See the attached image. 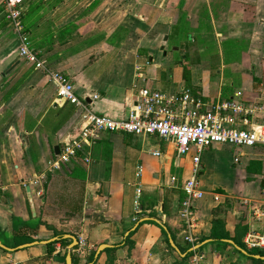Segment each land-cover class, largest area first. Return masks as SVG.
Masks as SVG:
<instances>
[{"label": "crops", "instance_id": "0c3cea01", "mask_svg": "<svg viewBox=\"0 0 264 264\" xmlns=\"http://www.w3.org/2000/svg\"><path fill=\"white\" fill-rule=\"evenodd\" d=\"M22 23L30 47L69 75L96 113L126 115L142 81L164 92L188 87L207 103L238 100L253 109V120L264 117L258 109L264 107V0H23ZM18 43L0 0V242L14 248L0 247V264H67L68 252L70 264H194L178 215L185 195L169 177H190L195 157L198 177L205 166L211 172L200 154L214 146L240 169L234 185L211 180L194 202V247L203 255L197 264H264L239 252L232 239H203L217 216L241 242L249 231L264 233V144H214L199 153L191 147L186 166L187 154L177 156L170 142L105 131L87 147L89 163L79 158L54 168L64 144L78 136L84 111L55 101L54 83L17 55ZM54 230L81 244L69 251L70 238L40 243Z\"/></svg>", "mask_w": 264, "mask_h": 264}, {"label": "built area", "instance_id": "2783aa9c", "mask_svg": "<svg viewBox=\"0 0 264 264\" xmlns=\"http://www.w3.org/2000/svg\"><path fill=\"white\" fill-rule=\"evenodd\" d=\"M2 2L8 25L19 40L17 55L35 69H41L47 74L55 85V101H68L84 111L78 136L64 144L59 159L51 162L54 168H59V162L75 161L79 158L89 163L90 153L87 147H90L93 140L105 131L160 138L174 145L177 156L187 154L191 147H196L199 153L204 147L214 144H228L239 148L264 144V117L260 121L253 120V109L243 108L238 100L207 103L188 87L176 92L140 87L129 112L120 118H112L90 110L75 93L69 76L53 69L30 47L22 23L23 0H2ZM96 97L95 95L94 98ZM152 154L159 155V152H152ZM234 160L238 161V157ZM140 170L139 166L137 176ZM169 182L170 186L179 187L185 195L178 215L182 220L183 238L191 244L192 261L197 264L203 255L196 252L194 247L197 240L192 234L195 226L193 209L194 202L205 194L198 180V157L194 158L190 177L179 181L177 176L171 175ZM140 191L141 188L138 186L134 200L136 214L142 209L139 202ZM217 196V194L213 195L215 200ZM259 210L260 208H254L255 214ZM260 213H263L262 210ZM243 242L248 249L264 250V233L249 231L244 235ZM77 244H81V241L77 240ZM10 264L24 263L12 260Z\"/></svg>", "mask_w": 264, "mask_h": 264}, {"label": "rangeland", "instance_id": "374dc122", "mask_svg": "<svg viewBox=\"0 0 264 264\" xmlns=\"http://www.w3.org/2000/svg\"><path fill=\"white\" fill-rule=\"evenodd\" d=\"M9 28H10V26H9ZM173 43H174L173 38L171 36L169 44L172 46ZM232 43L233 42H229L228 45H229V47H231L234 44L233 45L234 50H239V49L244 48V43H238V44H236V43L232 44ZM170 45L166 46L165 49L167 51H170V49H171ZM222 46L225 47L224 44H222ZM238 53H239V51H238ZM140 86L141 87H150L149 85H147L146 83H143L142 81H139L137 88ZM49 87H50V85H49ZM137 88L135 90H137ZM192 149L194 150L195 148H192ZM193 153L194 152L192 151V152H189L188 154L191 155ZM188 154L184 160L186 166L189 164V157L190 156ZM229 156L230 155H229L228 151H224V150H220V149L218 150V148H216L215 146L212 148H208V149L203 150V152L200 154L201 161L206 165L211 164L212 174H211L209 168L207 166H205L203 174L199 175V177H198L201 188H203L205 190H210L211 184H209V183H211V180L212 181L215 180L216 182H220V181H225L224 179H226V180L229 179V183L233 184V181L238 179V176L234 177V174L236 172L235 170L240 169L238 167L239 164L235 163V165H232L230 163ZM231 157H232V155H231ZM175 158L178 159L177 157H175ZM252 188L255 189V187H252Z\"/></svg>", "mask_w": 264, "mask_h": 264}, {"label": "trees", "instance_id": "16d2710c", "mask_svg": "<svg viewBox=\"0 0 264 264\" xmlns=\"http://www.w3.org/2000/svg\"><path fill=\"white\" fill-rule=\"evenodd\" d=\"M183 78L184 80L188 83L189 82V71L184 68L183 69ZM134 232V230H131L130 234H132ZM54 234L57 237L54 241L46 243V246H50L53 243L56 242H66L68 241V238H64L63 235L65 234V232H61V231H57L54 230ZM210 238L211 241H218L221 242L223 244H230L228 243L225 239H232L233 240V245L236 246L237 249H239V252L241 251L242 253H244L241 249H244L247 253H244L248 258H251L254 261H263V259L261 257L255 258L253 256V254H257L260 256H264V250H260V249H248L246 248V246L244 245V242H241L240 240L236 239L235 237H230L228 232L225 230L224 228V223L222 222L220 217H216L213 219V223H212V227H211V231L210 234L208 235V237H205L203 239H208ZM74 248H76V245L74 246ZM189 251H187L186 256L188 254ZM73 256V254H71ZM94 255V254H93ZM93 255L91 256L90 260H93Z\"/></svg>", "mask_w": 264, "mask_h": 264}, {"label": "water", "instance_id": "95a60500", "mask_svg": "<svg viewBox=\"0 0 264 264\" xmlns=\"http://www.w3.org/2000/svg\"><path fill=\"white\" fill-rule=\"evenodd\" d=\"M54 150H55V153L56 154H58V146L57 145H55L54 146ZM262 186H264V183H262ZM26 190L29 192L30 191V188H29V186H26ZM31 210H32V212H33V214H35V211H34V206H33V204H32V202H31ZM63 237L64 238H70L72 241H71V243L68 245V249H69V251L71 250V248H73L76 244H77V238L74 236V235H72V234H64L63 235ZM57 237L55 236V237H53V238H51V239H49V240H45V241H41L40 243H49V242H52V241H54L55 239H56ZM230 242L232 243V241L230 240ZM36 243H38V242H31V243H25V244H22V245H20L19 246V248H24V247H28V246H30V245H34V244H36ZM170 243L172 244V246L175 248V245H174V243H173V241L170 239ZM106 245L105 244H101L99 247H98V249H97V251H96V255L101 251V249H103L104 247H105ZM0 247L1 248H3V249H7V250H13L14 248H10V247H7V246H5V245H3L1 242H0ZM244 253H247L244 249H241ZM253 256L254 257H261L262 259H264V256H260V255H257V254H253ZM70 260H71V255H70V252H68L67 253V255H66V262H67V264H70Z\"/></svg>", "mask_w": 264, "mask_h": 264}, {"label": "bare ground", "instance_id": "6f19581e", "mask_svg": "<svg viewBox=\"0 0 264 264\" xmlns=\"http://www.w3.org/2000/svg\"><path fill=\"white\" fill-rule=\"evenodd\" d=\"M69 76V75H68ZM71 78V77H70ZM194 91V90H193ZM145 136V135H144Z\"/></svg>", "mask_w": 264, "mask_h": 264}]
</instances>
